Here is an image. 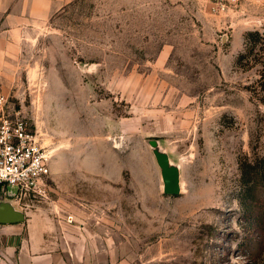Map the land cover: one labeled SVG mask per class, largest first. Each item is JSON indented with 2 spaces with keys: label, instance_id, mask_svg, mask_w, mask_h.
Here are the masks:
<instances>
[{
  "label": "rangeland",
  "instance_id": "obj_1",
  "mask_svg": "<svg viewBox=\"0 0 264 264\" xmlns=\"http://www.w3.org/2000/svg\"><path fill=\"white\" fill-rule=\"evenodd\" d=\"M78 0L26 35L0 83L53 156L26 217L83 224L99 264H264L236 199L264 106L236 61L264 0ZM156 151L180 174L164 192Z\"/></svg>",
  "mask_w": 264,
  "mask_h": 264
},
{
  "label": "crops",
  "instance_id": "obj_2",
  "mask_svg": "<svg viewBox=\"0 0 264 264\" xmlns=\"http://www.w3.org/2000/svg\"><path fill=\"white\" fill-rule=\"evenodd\" d=\"M78 0H0V83L34 28ZM0 264H99L86 226L34 215L0 224Z\"/></svg>",
  "mask_w": 264,
  "mask_h": 264
},
{
  "label": "built area",
  "instance_id": "obj_3",
  "mask_svg": "<svg viewBox=\"0 0 264 264\" xmlns=\"http://www.w3.org/2000/svg\"><path fill=\"white\" fill-rule=\"evenodd\" d=\"M224 11L239 0H213ZM53 156L21 112L12 109L0 86V204L43 201L54 186ZM74 217L67 223L73 225Z\"/></svg>",
  "mask_w": 264,
  "mask_h": 264
},
{
  "label": "trees",
  "instance_id": "obj_4",
  "mask_svg": "<svg viewBox=\"0 0 264 264\" xmlns=\"http://www.w3.org/2000/svg\"><path fill=\"white\" fill-rule=\"evenodd\" d=\"M242 72H254L255 81L245 87L251 98L264 106V31H250L245 36V47L236 61ZM239 202L243 218L261 236L264 246V154L254 160L240 161Z\"/></svg>",
  "mask_w": 264,
  "mask_h": 264
},
{
  "label": "water",
  "instance_id": "obj_5",
  "mask_svg": "<svg viewBox=\"0 0 264 264\" xmlns=\"http://www.w3.org/2000/svg\"><path fill=\"white\" fill-rule=\"evenodd\" d=\"M156 157L158 164L162 169L165 194L172 196L178 195L181 190L178 168L170 164L166 154L156 151ZM25 219V215L16 211L11 203L0 204V224L23 223Z\"/></svg>",
  "mask_w": 264,
  "mask_h": 264
}]
</instances>
